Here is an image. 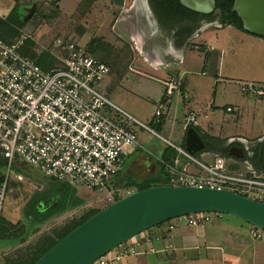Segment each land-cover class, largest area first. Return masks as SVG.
Wrapping results in <instances>:
<instances>
[{
  "label": "built area",
  "instance_id": "1",
  "mask_svg": "<svg viewBox=\"0 0 264 264\" xmlns=\"http://www.w3.org/2000/svg\"><path fill=\"white\" fill-rule=\"evenodd\" d=\"M212 24L223 25L218 20L208 26ZM28 38L26 32L8 40L0 37V156L7 165L6 173L0 175V214L12 177L25 179L14 172L23 164L58 183L93 191L110 205L122 197L113 182L115 176L134 150L144 148L137 129L159 135L102 91L100 83L111 71L108 63L60 39L50 51L59 63L45 69L24 53ZM200 47L197 43L196 48ZM212 48L206 45V49ZM181 86L175 78L166 82L154 122H163L171 98ZM244 89L264 96L262 84L247 83ZM197 123L196 113H190L186 125ZM169 144L177 153L170 161L160 159L169 174L166 185L227 189L264 203V171L232 170L222 155L205 163L183 147ZM215 213L223 214L196 212L177 219L187 226H200ZM174 228L171 223L166 228L147 229L93 264H124L133 256L167 251L166 238ZM252 234L261 236L260 229L254 227Z\"/></svg>",
  "mask_w": 264,
  "mask_h": 264
},
{
  "label": "crops",
  "instance_id": "2",
  "mask_svg": "<svg viewBox=\"0 0 264 264\" xmlns=\"http://www.w3.org/2000/svg\"><path fill=\"white\" fill-rule=\"evenodd\" d=\"M82 1L62 0L59 4L63 8L65 3L66 7L75 8ZM96 2L114 7L123 5L125 0ZM222 24L207 25L196 31L193 34L194 48L171 46L169 57L174 59V63H168L167 67H161L162 60L160 64L137 61L136 68L130 66L129 70L141 75L137 83L130 81L128 70L118 73L113 71L101 81L100 88L113 102L151 128L156 124L153 115L164 96L166 82L174 77L182 82L179 91L171 98L163 122L158 123L162 134L155 136L144 128H138L137 133L150 153L138 156L127 174L138 176L136 173L147 172L150 176L155 173L159 168V157L166 148L171 147L173 155L177 153L169 142L192 152L205 163L213 162L215 155H222L227 158L232 170L264 171V96L244 89L247 83L264 85V37L243 31L229 23ZM197 43L201 45L199 49L196 48ZM206 45L213 48L206 49ZM152 69L155 72L153 76L146 72ZM143 104H147L150 110L144 111ZM190 113H196L197 124L186 125V118ZM236 148L241 149L243 155L234 154L233 150L237 151ZM0 160L4 162L0 166V175H3L6 161L1 156ZM31 168L33 175L35 174L33 177L22 171V165L14 168V172L22 173L25 179H11L10 184L15 186L9 190L15 193V202H19L17 211H20L21 216L14 219L13 213L6 217L10 222L24 221L27 217L19 199L21 195L23 198L27 197L24 195V184H29L34 193L44 190L49 181L64 185ZM227 216L224 213L219 216L212 214L204 225L193 227L184 225L177 218L163 222L152 229L175 224L166 238L170 248L157 254L133 256L124 264H138L147 256L155 264L157 257L165 258L175 252H196L200 255L199 264H217L234 257L230 254L232 252L228 254L226 247L230 246L229 250H240L241 244L245 243L244 238L252 233L255 226L232 215ZM219 250L221 257H209L211 251ZM144 263L146 262L143 261L142 264Z\"/></svg>",
  "mask_w": 264,
  "mask_h": 264
},
{
  "label": "rangeland",
  "instance_id": "3",
  "mask_svg": "<svg viewBox=\"0 0 264 264\" xmlns=\"http://www.w3.org/2000/svg\"><path fill=\"white\" fill-rule=\"evenodd\" d=\"M61 1L0 0V34L14 38L26 32L29 38L25 52L33 59L38 61L42 59L47 67L59 63L50 53L56 41L61 39L66 43H74L108 63L112 71L106 76L113 71L118 73L128 70V77L132 83H137L141 75L129 71L130 66L135 67L137 61L160 64L162 60V68L167 67L170 62L174 63V59L169 57L170 47L194 48L193 34L204 22H201L191 35L179 36L184 39L182 46H179V41H176L179 38L175 35L178 28H160L147 0H125L123 5L114 7H108L104 2H96L97 0H83L75 8L66 7V3L63 8L59 4ZM146 72L152 76L155 74L153 69ZM142 108L144 111L150 110L147 104H143ZM152 128L161 133L155 125ZM147 153L150 151L146 146L136 149L134 154L131 153L126 158L123 173L129 172L128 169L133 166L138 156ZM3 164L4 162L0 160V166ZM3 168L6 173V163ZM22 171L28 176H35L27 164L22 165ZM136 175L137 178H146L149 173L142 172ZM118 177L119 175H116L115 179ZM14 186L15 184H10V188ZM24 187H26L24 195L27 197L23 198L21 195L19 198L27 216L24 221L10 222L6 219L13 213L14 219L18 215L21 216L20 211H17L19 202H15V193L11 190L8 191L0 214V264H28L49 245L51 240L57 239L64 229L81 221L85 215H91L108 206L103 196H95L93 191L82 189L78 191L67 184L49 181L47 187L38 193H34L29 184H24ZM115 187L119 196L122 195L121 198L137 191L136 187H127L124 182L115 184ZM34 195L35 198H32ZM213 215L219 216L216 213ZM260 234L262 236L257 237L252 233L248 234L238 251L229 250L230 246L226 247L228 254L232 252L230 254L234 257L217 264H264V230L260 229ZM211 252L209 257H221L220 250ZM199 256L196 252H175L166 255L165 258L157 257L155 264H199L198 261L201 260ZM149 259L148 256L144 257L138 264H142L143 261L146 262L144 264H152V260Z\"/></svg>",
  "mask_w": 264,
  "mask_h": 264
},
{
  "label": "water",
  "instance_id": "4",
  "mask_svg": "<svg viewBox=\"0 0 264 264\" xmlns=\"http://www.w3.org/2000/svg\"><path fill=\"white\" fill-rule=\"evenodd\" d=\"M200 13H212L217 0H180ZM232 11L250 33L264 37V0H234ZM221 23H228L226 19ZM234 154L243 155L236 148ZM264 169V152H263ZM196 212H221L264 230V203L227 189L156 185L137 190L101 209L58 241L34 264H93L137 234Z\"/></svg>",
  "mask_w": 264,
  "mask_h": 264
},
{
  "label": "trees",
  "instance_id": "5",
  "mask_svg": "<svg viewBox=\"0 0 264 264\" xmlns=\"http://www.w3.org/2000/svg\"><path fill=\"white\" fill-rule=\"evenodd\" d=\"M150 1L153 10L157 15V18L161 26H163V28L165 29L178 28V31L175 33L176 38H179V36H182L184 34L186 36L191 35L192 33H194L193 30L198 28L203 20L215 21L217 19L219 20L226 19L229 24H232L243 31L249 32L243 27L242 20L238 16V14L231 10L234 0H217V9L212 13H207V14L189 9L188 7L183 5L180 2V0H150ZM217 10L219 11L218 14L216 13ZM6 35L0 34V37L6 40L11 39L8 38ZM176 41L177 42L179 41V46H182L181 43H183L184 39L183 37H181L178 40L176 39ZM24 53L27 54L25 52V48H24ZM38 63L45 69L51 67V66L47 67L46 63H44L42 59H40ZM159 125L160 124L156 123L155 127L159 128ZM173 152L174 150L171 147L166 148L160 159L170 161L171 157L173 156ZM160 159H159L158 170L146 178H137L133 175L124 174L122 169L120 173L117 174L119 175V177L117 179L114 178L113 182L115 184L124 182L127 187H136L137 190L147 189L149 187L156 185H166L169 183V174L162 167ZM97 212L98 211L94 212L91 215H85L81 221L76 222L72 226L64 229L59 234L57 239L51 240L49 245L45 247L38 255L32 258L28 264H34L43 254H45L58 241H60L69 232H71L73 229L81 225L83 222H85L87 219H89L92 215H94Z\"/></svg>",
  "mask_w": 264,
  "mask_h": 264
},
{
  "label": "flooded vegetation",
  "instance_id": "6",
  "mask_svg": "<svg viewBox=\"0 0 264 264\" xmlns=\"http://www.w3.org/2000/svg\"><path fill=\"white\" fill-rule=\"evenodd\" d=\"M147 2H148V5H149V7H150V9H151V11H152L154 17H155V20H156L157 24L159 25L160 28H163V26H161V24H160V22H159V20H158V18H157V15L155 14V12H154V10H153V7H152V4H151V1H150V0H147ZM217 20H218V19H217ZM217 20H215V21H217ZM203 21H204V22H203ZM203 21H202V22H203L202 26H201L198 30H200L201 28L205 27L206 25H208V24L214 22V21H207V20H203ZM163 29H165V28H163ZM198 30H196V31H198Z\"/></svg>",
  "mask_w": 264,
  "mask_h": 264
}]
</instances>
